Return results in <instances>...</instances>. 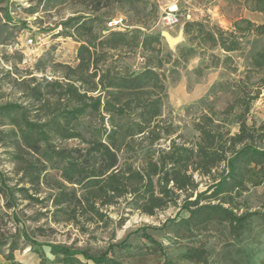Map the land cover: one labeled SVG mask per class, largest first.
Listing matches in <instances>:
<instances>
[{"label":"rangeland","instance_id":"rangeland-1","mask_svg":"<svg viewBox=\"0 0 264 264\" xmlns=\"http://www.w3.org/2000/svg\"><path fill=\"white\" fill-rule=\"evenodd\" d=\"M254 6L253 0H135L132 5L116 3L92 11L85 0H0V106L21 105L28 119L44 121L53 111L64 109L62 90L50 82L76 79L80 39L98 37L99 40L111 30L125 32L139 28L143 33L160 35V45H152L155 50L104 46L100 61L103 68L112 65L123 72L138 73L147 65L157 66L158 58L165 71L166 95L161 114L151 123L154 133L159 131L161 138L150 141L151 133L136 135L132 148L118 153L120 163L125 161L124 168L128 164L137 168L145 166L149 157L157 158L161 149L167 150L172 141L191 146L199 136L194 128L197 122L212 121L217 130L235 134L239 129L236 117L242 107L240 98L248 99L258 89L261 93L250 101L245 119L256 129L257 143L264 147V72L250 65L251 53L264 43V33L245 30L239 38V48L225 52L219 46H210L199 26H194L188 34L183 30L186 21H197L204 30L211 28L215 33L213 25L234 31V21L245 18V10ZM171 9L179 16L175 25H167L162 19L163 13ZM79 15L95 17L91 32L76 31L70 24H64ZM163 30L178 38L173 45L162 36ZM179 47L192 49L188 60L179 58ZM88 72L92 73L93 69ZM96 79L88 77L83 84L88 86ZM225 108L230 109L225 112ZM15 111L12 115L20 118L21 109ZM103 121L107 125V117ZM13 127L10 116L1 112L0 172L9 186L6 194L0 195V218H3L0 230L5 241L1 250L8 253L11 241H15L17 248L11 259L0 254V264H48L62 256L53 254L49 244L98 254L109 245L134 240L141 230L169 228L170 220L187 215L185 210H179V205L189 190L178 191L175 205L169 202L166 208L157 209L152 215L137 208L131 193L115 197L111 203H104L108 195L90 196L89 203L98 212L87 207L84 200L82 204H55L56 193L69 190L70 184L63 182L53 162H46L38 180L31 182L29 169L38 164V154L26 149L18 153L14 150L12 141L18 135L11 132ZM166 127H170L171 133L164 134ZM52 142L69 147L83 144L79 138L56 137ZM223 166L222 161L213 173ZM193 176L198 183L196 191L204 190L211 181L209 176L197 172ZM84 193L78 190L76 195ZM235 203L239 212L255 211L239 239L226 236V224L182 239L167 233L165 253L183 264H264L255 260L264 249V178L259 185H249L235 198ZM221 228L225 232L223 236L216 231ZM200 242L205 245L195 247L194 262L189 263L182 257V253L190 250L184 246H199ZM78 257L84 261L81 255Z\"/></svg>","mask_w":264,"mask_h":264},{"label":"trees","instance_id":"trees-1","mask_svg":"<svg viewBox=\"0 0 264 264\" xmlns=\"http://www.w3.org/2000/svg\"><path fill=\"white\" fill-rule=\"evenodd\" d=\"M85 1L89 3L92 11H98L116 3L132 5L135 0ZM253 1L255 6L251 9L264 12V0ZM94 18L79 15L71 17L64 24H70L76 31L91 32ZM69 21L71 23H68ZM240 22H245V25L241 26ZM194 26L200 27L210 46H219L225 52L239 48V38L245 30L264 33V23H255L247 18L234 21V31H224L213 25L212 28L216 29L217 33L211 28L204 30L201 22L186 21L184 33L188 34ZM237 31L241 34L236 35ZM97 38L79 40L76 66L79 73L76 79L65 83L50 82V85L58 86L62 90L65 101L63 110L53 111L44 121H33L26 117L21 105L0 106V113L4 111L10 116L14 126L11 132L18 135L12 141L14 150L18 153L26 149L32 154H38V164L29 169L31 182L38 180L46 162H53L59 168L63 182L70 184L69 190L61 189L56 193L55 204H82L84 200L87 207L98 212V209L89 203L90 196L108 195L109 199L104 203H111L113 198L131 193L135 196L133 199L137 208L150 215L157 209L166 208L169 202L175 205L178 191L189 190L190 193L179 205V210H185L187 215L170 220L169 228H160L176 239H182L226 224V236L234 240L239 239L255 211L239 212L235 206V198L249 185H259L264 178V147L257 143L256 129L250 127L245 119L250 101L259 96L260 89L251 97H247L248 99L240 98L242 107L236 117L239 129L235 134L229 135L228 131L217 130L212 121L197 122L194 128L199 132V136L191 146L175 144L172 141L167 150L161 149L157 158L149 157L145 166L137 168L128 164L124 168L125 161L120 163L118 153L132 148L136 135L151 133L150 141L161 138L159 131L154 133L151 123L161 114L166 95L165 71L158 58L157 66L147 65L138 73L123 72L112 65L103 68V63H100L103 47L116 49L123 46H140L142 49L153 51V44L160 45V35L143 33L141 29L134 28L125 32L111 30L106 37L99 40ZM191 51L190 47H179V58L182 61L188 60ZM225 59L229 57L226 56ZM250 65L259 72H264V43L251 53ZM90 68L93 69L92 73L88 72ZM91 76L97 78L96 81L93 80L90 85L84 86L83 82ZM57 99L60 101V96ZM18 109H21L20 118L16 117L17 114L12 115V112L16 110L17 113ZM229 109L225 108L224 111ZM104 117H107V125L103 121ZM207 118L210 120V117ZM163 132L171 133L170 127H166ZM56 137L62 140L79 138L83 144L72 147L58 146L52 142ZM222 161V170L213 173ZM194 172L207 175L211 179L202 191H196L198 183L193 176ZM8 189L9 186L0 172V195L4 196ZM78 190L85 193L78 197ZM9 206L7 204V207ZM216 231L221 235L225 234L222 228ZM3 235L0 230V254L6 259H11L17 245L15 241H11L8 253H3ZM204 245L205 243L200 242L199 246L184 247L192 249ZM49 246L53 254L60 253L62 256L56 257L48 264H126L122 261L123 251L131 244L122 241L109 245L94 255L83 249L72 250L60 244ZM113 246H116L117 250H114ZM161 253L164 259L158 264H183L168 256L164 248H161ZM182 257L189 263L194 262L191 254L187 252L182 253Z\"/></svg>","mask_w":264,"mask_h":264},{"label":"crops","instance_id":"crops-1","mask_svg":"<svg viewBox=\"0 0 264 264\" xmlns=\"http://www.w3.org/2000/svg\"><path fill=\"white\" fill-rule=\"evenodd\" d=\"M244 17L255 22L264 23V12L246 9ZM141 235H135L134 240L128 241L131 244L130 247L125 248L123 252L122 261L126 264H158L164 259V255L161 253V248H166L168 245L165 236L166 231L160 227H153L141 230ZM146 234L145 236L143 234ZM197 249L192 248L189 250V254H193ZM129 251V252H126ZM133 252V253H130ZM257 263H264V249L259 253Z\"/></svg>","mask_w":264,"mask_h":264},{"label":"built area","instance_id":"built-area-1","mask_svg":"<svg viewBox=\"0 0 264 264\" xmlns=\"http://www.w3.org/2000/svg\"><path fill=\"white\" fill-rule=\"evenodd\" d=\"M163 22L167 25H175L179 22V16L175 9L167 10L162 16Z\"/></svg>","mask_w":264,"mask_h":264},{"label":"water","instance_id":"water-1","mask_svg":"<svg viewBox=\"0 0 264 264\" xmlns=\"http://www.w3.org/2000/svg\"><path fill=\"white\" fill-rule=\"evenodd\" d=\"M161 34H162V36L165 37V39L168 41V43L170 45H173L178 39L176 37L175 38L172 37L171 34L169 32H167V31H165V30L161 31Z\"/></svg>","mask_w":264,"mask_h":264},{"label":"bare ground","instance_id":"bare-ground-1","mask_svg":"<svg viewBox=\"0 0 264 264\" xmlns=\"http://www.w3.org/2000/svg\"><path fill=\"white\" fill-rule=\"evenodd\" d=\"M178 37H180V36H178Z\"/></svg>","mask_w":264,"mask_h":264}]
</instances>
